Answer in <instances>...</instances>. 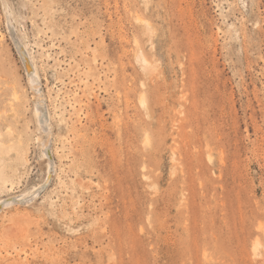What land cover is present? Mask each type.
I'll use <instances>...</instances> for the list:
<instances>
[{
    "label": "rangeland",
    "instance_id": "rangeland-1",
    "mask_svg": "<svg viewBox=\"0 0 264 264\" xmlns=\"http://www.w3.org/2000/svg\"><path fill=\"white\" fill-rule=\"evenodd\" d=\"M0 200V264H264V0H0Z\"/></svg>",
    "mask_w": 264,
    "mask_h": 264
},
{
    "label": "bare ground",
    "instance_id": "bare-ground-1",
    "mask_svg": "<svg viewBox=\"0 0 264 264\" xmlns=\"http://www.w3.org/2000/svg\"><path fill=\"white\" fill-rule=\"evenodd\" d=\"M17 49H18V52H19V54H20V56H21V58H22V60H23V63H24V66H25V69H26V71H27V77H28V82L32 85L31 87H34V85L36 86V84L38 85L39 84V76H38V73H37V71H36V69L34 68V67H32V65L30 64V61H29V58H28V56H27V54H26V51H25V49H23V47H21L19 44H17ZM142 58L144 59V57L142 56ZM141 61H145V59L144 60H141ZM38 87V86H37ZM39 88V87H38ZM37 88V89H38ZM34 89H36L35 87H34ZM141 104H142V106L144 107V101L142 100L141 101ZM41 105V104H40ZM39 105V106H40ZM37 106H38V104H37ZM36 106V109H38V107ZM41 107V106H40ZM43 108V107H42ZM39 110V109H38ZM38 110H36L37 112H38ZM40 112L41 111H43L42 109H40L39 110ZM45 111H43V113H44ZM38 115V114H37ZM45 115V114H44ZM46 116V115H45ZM39 117V116H38ZM44 117V116H43ZM45 118V117H44ZM42 121H44L45 122V119H43ZM42 125H44L43 123H42ZM44 149V148H43ZM45 151V150H44ZM45 155H47V156H49V153L48 152H46L45 153ZM16 196H18V195H16ZM22 197V196H21ZM17 198V200L15 199V200H13V201H11L9 198L8 199H4V200H2V204L1 205H3V206H9V205H12V203L13 202H17V201H20L22 198ZM1 201V200H0ZM2 206V207H3ZM254 249H256V248H254Z\"/></svg>",
    "mask_w": 264,
    "mask_h": 264
}]
</instances>
